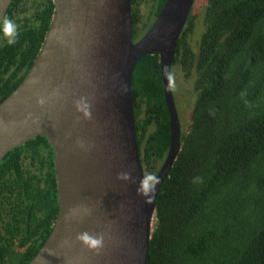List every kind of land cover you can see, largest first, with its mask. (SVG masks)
<instances>
[{
  "label": "trees",
  "instance_id": "16d2710c",
  "mask_svg": "<svg viewBox=\"0 0 264 264\" xmlns=\"http://www.w3.org/2000/svg\"><path fill=\"white\" fill-rule=\"evenodd\" d=\"M164 3L131 0L134 41ZM53 8L52 0L11 1L5 16L19 35L9 46L0 31V102L30 69ZM195 13L193 5L174 53L195 100L155 200L147 264H264V0H204L194 47ZM132 96L142 167L156 175L169 148L158 53L137 62ZM57 214L53 149L35 136L0 161V264H28Z\"/></svg>",
  "mask_w": 264,
  "mask_h": 264
},
{
  "label": "water",
  "instance_id": "95a60500",
  "mask_svg": "<svg viewBox=\"0 0 264 264\" xmlns=\"http://www.w3.org/2000/svg\"><path fill=\"white\" fill-rule=\"evenodd\" d=\"M11 1L0 0V17ZM52 1L53 14L39 53L23 80L0 102V161L35 136H45L53 149L58 214L28 264H147L155 200L179 152L180 125L172 91L166 90L161 75L170 113L169 148L156 174L160 184L153 202L145 204L136 194L144 170L136 136L133 73L143 56L155 53L160 74L164 66L171 70L195 0H165L137 41L131 0ZM41 96L47 103L38 106ZM81 97L90 104V120L77 121L81 114L74 102ZM77 140L84 141L87 150L78 148ZM123 171H130L135 183L117 180ZM83 209H88L87 215ZM85 231L104 236L99 251L76 240Z\"/></svg>",
  "mask_w": 264,
  "mask_h": 264
},
{
  "label": "clouds",
  "instance_id": "9594fccd",
  "mask_svg": "<svg viewBox=\"0 0 264 264\" xmlns=\"http://www.w3.org/2000/svg\"><path fill=\"white\" fill-rule=\"evenodd\" d=\"M0 31H2L3 36L6 38L7 44L9 46L14 45L17 42V37L19 35L18 25L10 18L4 16L0 17ZM161 75L167 81L166 90L174 91L177 86L175 74L168 68L164 66L161 69ZM37 80L31 81V83H37ZM57 93H53L56 95ZM38 106H43L47 103V99L43 96L38 97L36 100ZM74 107L76 112L80 113L81 116L77 117V121L82 117L84 120L91 119L90 104L86 102L85 98L81 97L79 100L74 102ZM31 115V114H29ZM76 145L82 150H87L85 142L82 140H77ZM90 147V146H88ZM117 180L135 183L130 171L120 172L117 177ZM200 178L197 177L194 179V183H199ZM160 184V180L157 175L152 173H143L139 179L138 186L136 187V194L144 198L145 204H151L153 202L154 194L156 193V186ZM72 210H70V213ZM85 215L88 214V209H83ZM76 240L85 248L90 251H99L104 246V236L101 234H90L89 232H81L77 234ZM63 243H67L64 241Z\"/></svg>",
  "mask_w": 264,
  "mask_h": 264
},
{
  "label": "rangeland",
  "instance_id": "374dc122",
  "mask_svg": "<svg viewBox=\"0 0 264 264\" xmlns=\"http://www.w3.org/2000/svg\"><path fill=\"white\" fill-rule=\"evenodd\" d=\"M203 5L204 0H195L194 7H195V14L196 16L193 18V34H192V44L195 47V41L198 39L200 33L202 32V20H203ZM147 6L142 4L140 8V15H144L147 11ZM143 17V16H142ZM139 37V36H138ZM137 38V37H136ZM172 72L176 76L177 86L176 89L173 91L175 101L177 107L179 108V112L181 110L182 119L184 120V125H182V129L184 131L187 128L190 119H191V107L195 100V93L193 91V78L188 77L186 79L184 77V72L181 70V67L175 65Z\"/></svg>",
  "mask_w": 264,
  "mask_h": 264
},
{
  "label": "flooded vegetation",
  "instance_id": "af4514ba",
  "mask_svg": "<svg viewBox=\"0 0 264 264\" xmlns=\"http://www.w3.org/2000/svg\"><path fill=\"white\" fill-rule=\"evenodd\" d=\"M139 38V37H137ZM138 39H136L137 41ZM175 67V63L173 62V65L171 67V71L173 70V68ZM164 94V92H163ZM172 94H173V91H172ZM173 99H174V104H175V108H176V112H177V116H178V121H179V125H180V139H181V135H182V132H183V129H182V125H184V120L182 119V115H181V110L179 112V108L177 107V104H176V101H175V97H174V94H173ZM164 101H165V98H164ZM134 104V103H133ZM165 105H166V102H165ZM139 106V105H138ZM166 108H167V111H168V119H169V139H170V113H169V110H168V107L166 105ZM141 115V111L139 112V117ZM140 122V119L138 117H136L135 119V124H139ZM136 136H137V133H136ZM168 153V151H167ZM167 155V154H166ZM165 160V159H164ZM163 164V163H162ZM161 167V166H160ZM160 169V168H159ZM158 169V171H159ZM157 171V172H158ZM157 174V173H156ZM2 230V229H1ZM24 249V247H22ZM22 248L20 250H22Z\"/></svg>",
  "mask_w": 264,
  "mask_h": 264
}]
</instances>
